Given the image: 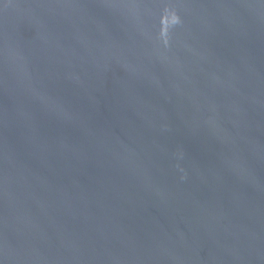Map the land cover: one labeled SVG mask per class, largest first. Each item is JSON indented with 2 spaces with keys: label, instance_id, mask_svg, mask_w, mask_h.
<instances>
[{
  "label": "water",
  "instance_id": "water-1",
  "mask_svg": "<svg viewBox=\"0 0 264 264\" xmlns=\"http://www.w3.org/2000/svg\"><path fill=\"white\" fill-rule=\"evenodd\" d=\"M0 264H264V0H0Z\"/></svg>",
  "mask_w": 264,
  "mask_h": 264
}]
</instances>
